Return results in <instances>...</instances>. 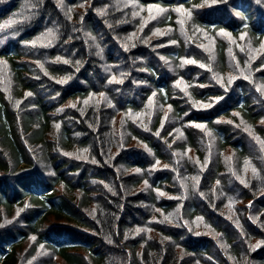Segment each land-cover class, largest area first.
Listing matches in <instances>:
<instances>
[{"label":"trees","instance_id":"trees-1","mask_svg":"<svg viewBox=\"0 0 264 264\" xmlns=\"http://www.w3.org/2000/svg\"><path fill=\"white\" fill-rule=\"evenodd\" d=\"M203 3L0 0V264H264V0Z\"/></svg>","mask_w":264,"mask_h":264},{"label":"snow or ice","instance_id":"snow-or-ice-1","mask_svg":"<svg viewBox=\"0 0 264 264\" xmlns=\"http://www.w3.org/2000/svg\"><path fill=\"white\" fill-rule=\"evenodd\" d=\"M218 2H221V0H204V3H203V4H200V5H193V8H200V7H204V6H206V5H207V6H213V5L217 4ZM58 3H60L61 6H63V0H58ZM126 6H127V5H126ZM133 7H135V5H133ZM153 9H155V14H153ZM102 11H103V10H102ZM142 11H144L143 8H141L140 11H134V12L132 13V15H133V16H140V12H142ZM147 11H148V13H149L148 17H147V18L141 17V22H140V25H139V32H143L144 29L148 26V24H149L150 21H155V20H157L162 14H164L165 12H167L168 9L161 8V7H159L158 5H150V6H148ZM174 11L177 12V13H180L182 16H185L187 19H191V17H192V9H186V8H184L183 5H181V6L177 7V8H175ZM70 18H71V17H69V19H70ZM17 22H18V21L15 20V19L10 20L8 23L0 25V28H7V27H9V26H11L12 24H15V23H17ZM123 22H124V21H121V23H123ZM178 23L180 24V30H181V33H182V34H185V28H184L185 20H184V19H180V20L178 21ZM170 31H171L170 28L167 29V30H161V29H159V28H156V29L152 32V35H153V36H156V37H160V36H164V35H166V34H167L168 32H170ZM221 32H222L223 35H225V36H230V35H231L230 33L223 32V30H221ZM133 38H138L137 33L134 32V33L130 34V36H129L127 39H128V40H132ZM56 39H57L56 33H55L53 30L49 29V30L47 31V33H45L44 35H42L37 41H31L30 43H31V45H32L33 47H35V46H37V44H39V46L47 48V47H51V46L53 45V42H54ZM241 39H243V37H241ZM149 40H150V38H145L143 42H144V43H148ZM233 42H234V41H233ZM170 43H171V44H176L177 41H176V40H172V41H170ZM128 46H129V45H128L127 43L124 45V47H125L126 50H127ZM131 46H132V47H135V44H132ZM159 46H160V47H163V46H165V45H159ZM199 46L202 47V48L205 47L203 44H201V45H199ZM261 49H264V44L261 45ZM206 50H209V49H206ZM240 50H241V51H245L244 48H241ZM209 51H210V50H209ZM229 52H231V49H229ZM61 59H62L61 57H57V58H56V61H60ZM161 59H165V57H161ZM250 59H251V60H256L257 57H256V56H251ZM62 62H63L64 64L71 63V61L66 60V59H64ZM76 63L79 64L80 62L77 61ZM196 63H197V61L194 60V59H182L181 66L186 65V64H196ZM37 64L39 65V67H40L41 69L44 68V64H43V63L37 61ZM199 66H200L201 68L207 67L205 64H200ZM237 66H238V65H237ZM250 66H251V65L249 64V67H250ZM255 70H256V71H262V70H264V65H262L260 68H256ZM45 75H47V72H45ZM241 76H243L244 79H249V76L244 75L243 70L241 71ZM69 78H70V77H69ZM69 78H61V79H59L58 82H59L60 84H64V83L67 82V79H69ZM234 79H236L235 76L230 77V78L228 79L227 83L230 85V84L233 82ZM112 81H115V82H118V83H122V82H123L122 80H121V81H116V77H115V76L112 77ZM218 82H221V83H222V80H221L220 78H218ZM182 84L184 85V89H186V88L188 87V85L184 84V82H183L182 79L176 81V85H177L178 87L181 86ZM182 90H183V89H182ZM257 91L260 92L262 95H264V84L258 86V87H257ZM185 94L187 95L188 93L185 92ZM26 95H27V96H31L32 93H27ZM155 95H156V93H153V96H155ZM100 97L106 99L104 93H100ZM217 99H222V97H221V98H217ZM84 103H85V104H88V100H85ZM150 103H151V102H150ZM194 106H196V105H194ZM198 106H199L200 108H210V107H212V104H203V103H200ZM70 107L75 108V107H76V104L73 103V104L70 105ZM61 111H62V109H61ZM169 111H171V105H169ZM138 115H139V114H138ZM235 115L238 116L239 113H236ZM166 118H167V113H165V119H166ZM231 122H232V121H229V123H231ZM243 123H244V122L241 121V124H243ZM261 124H264V120L261 121ZM194 126H195L196 128H199V129H206V125H204V124H199V123H197V124H195ZM237 126L239 127L240 125H237ZM56 127H57V129H58V128L60 127V125L57 124ZM161 129H163V122H162V124H161ZM146 130H147V129H146ZM175 131H179V130H175ZM244 131L247 132V133H249V135L253 136V139L256 140V141L261 145V150L264 151V139H261L259 136L255 135V134H254V130L251 128V126H245V127H244ZM155 135L160 136V130H158V131L155 133ZM169 135H171V133H169ZM209 135H210V133H209ZM84 151L87 152V149H85ZM65 155H72V154H71V153H65ZM184 155H187V153H184ZM77 159H87V157H86L85 155H83V154H80V155L77 156ZM226 159H229V160H230L231 157H227ZM195 162H196V163H199V160H197V161H195ZM93 163H96V161L93 160ZM244 163H245V171H247L248 168L251 166V162L248 161V160H245ZM156 164L159 165V161H157ZM206 166H207V160L205 161L203 167H206ZM165 167H167V165H165ZM134 171L138 173V172H140L141 170H140V169H135ZM251 171H252V174H253L254 176L257 174V169H256L254 166H251ZM234 174H235V173H234ZM236 178L240 181L241 184H245V186H247V181L245 180V178H244L243 176L237 175ZM191 179L194 181V187L200 183V177H199V176L191 177ZM219 183H220V182L217 181V184H219ZM145 186H147V181H145ZM183 186H184V187H187V185H183ZM157 191L159 192V190H157ZM159 195H160V196H164L165 193H163V192H159ZM200 195L203 196L204 193L201 192ZM28 206H29V205H25V208L28 207ZM20 211L22 212V211H24V209L22 208V209H20ZM157 211H160V210L157 209ZM17 215H19V212L17 213ZM229 218H231V217H229ZM164 220H165V221H168V222H171L169 216H165V217H164ZM197 220H198V221H202L203 218H202V217H198ZM161 222H163V221H161ZM237 226H239V225H237ZM136 231L139 233L140 231H143V229H137ZM197 234L199 235V233H197ZM32 239L35 240L36 237L33 236ZM261 244H264V241L257 242V244L254 246V248H256V247H260ZM40 247L43 248L44 246L41 245Z\"/></svg>","mask_w":264,"mask_h":264}]
</instances>
